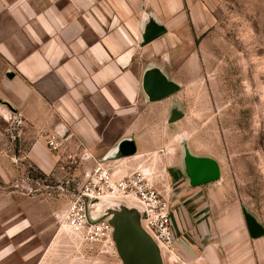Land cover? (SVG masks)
<instances>
[{"label": "rangeland", "instance_id": "1", "mask_svg": "<svg viewBox=\"0 0 264 264\" xmlns=\"http://www.w3.org/2000/svg\"><path fill=\"white\" fill-rule=\"evenodd\" d=\"M99 1L110 15L131 20L128 26L134 32V23L145 14L154 15L167 31L158 42L163 48L148 51L139 64H159L179 85L177 96L185 115L172 127L174 136L165 141L169 146L163 148L164 162L142 164L155 185L165 192L170 185V208L172 213H180L178 220L183 226L172 248L162 249L165 264H187L191 252L209 253L206 250L212 243L221 242V236L210 231L190 232L189 223L236 220L245 214L264 234V0ZM88 104L96 101L89 97ZM90 109L96 118L107 119L98 114L97 107ZM74 116L73 122L80 114ZM8 118L0 116V236L2 220L19 209L22 218L34 221L14 240L0 241V248L13 245L0 264H35L41 255V264H121L110 238L99 244L81 243L64 223L60 226L80 189L82 172L92 166L91 157L81 154L82 148L76 146L78 139L70 137L53 151L46 146L47 138L54 135L50 131L35 129L12 114ZM51 118L57 120V128L65 126L71 133L72 123L60 115ZM118 121L116 124L123 125V120ZM179 136L184 137L191 153L209 157L218 165L220 180L194 195H174L179 191L175 183L182 180L177 167ZM35 144L53 157L50 173L28 158ZM128 160L118 159L116 170L129 166ZM165 170L170 179L163 177ZM19 198L29 202L22 203ZM225 246H213L222 264H249L252 251L264 250V237L262 243L253 244L246 237L223 249ZM236 255L240 259L232 260Z\"/></svg>", "mask_w": 264, "mask_h": 264}, {"label": "crops", "instance_id": "2", "mask_svg": "<svg viewBox=\"0 0 264 264\" xmlns=\"http://www.w3.org/2000/svg\"><path fill=\"white\" fill-rule=\"evenodd\" d=\"M149 16L159 23L154 15L145 14L134 23V32L128 26L132 25L131 20L126 22L125 17L116 13L110 15L101 9L99 0H0V116L8 121L12 114L27 125L50 131L52 135L61 128L68 131L65 126L57 128L54 125L57 120L51 118L52 114L60 115V119L72 123L71 133L68 131L67 137L61 139V145L75 136L78 139L76 146L82 148L81 154L101 160L100 157L112 151L118 142L132 140L135 153L126 157L130 169L143 168L149 160L153 166L162 164L165 159L163 148L169 146L165 141L174 136L172 127H177L185 115L181 114L183 106L177 94L175 98L179 100L175 104L168 96L157 99L156 95L146 94L143 89L145 70L162 67L156 63H144L142 67L139 64L143 62L144 54L164 46L158 44L164 35L143 44L141 32ZM138 55L141 58L136 57ZM8 71L13 78L6 77ZM89 97L96 101L90 106L97 107L99 115L107 116L105 121L94 116L88 104ZM173 113H178L180 118L168 125ZM76 114L80 117L73 122ZM120 119L124 121L123 125L121 122L116 124ZM178 139L180 142L184 137ZM28 158L45 173L51 172L53 157L37 144L30 149ZM163 177L170 179L166 170ZM183 185V179L175 183L174 187L179 191L174 195L184 192L194 195L200 189ZM155 187L168 202L172 199L170 185L171 194L159 185ZM17 200L29 202L22 198ZM181 212L186 215L184 209ZM178 215L179 212L171 213L174 238L182 234ZM33 221L31 217L22 218L19 209L2 220L0 241L14 240ZM189 229L195 234L201 231L219 234L221 242L212 243L206 250L209 253L191 252L187 264H222V258L214 254V247L226 245L223 249H227L246 237L253 244L262 243L264 237L249 236L244 216L236 220L193 222L189 223ZM13 230L14 234L9 235ZM12 247L8 243L0 248V260L7 257ZM252 253L249 264H264V250ZM238 259V255L232 258ZM42 260L43 255L35 264H41Z\"/></svg>", "mask_w": 264, "mask_h": 264}, {"label": "water", "instance_id": "3", "mask_svg": "<svg viewBox=\"0 0 264 264\" xmlns=\"http://www.w3.org/2000/svg\"><path fill=\"white\" fill-rule=\"evenodd\" d=\"M147 20L141 32L143 44H148L167 32L165 27L152 16ZM6 77L11 79L13 74L8 71ZM143 89L146 94H154L157 99H161L179 90V85L167 80L160 68L152 67L144 72ZM173 111L171 109V112ZM179 118L178 115L175 119ZM56 134L64 140L68 131L61 128ZM113 151L116 155L103 160L132 156L135 153V146L132 140H122ZM182 160L183 174L189 178L191 185L219 179L217 164L213 159L191 155L185 150ZM96 203L95 201L92 203L93 207ZM91 215L96 220H103L109 225L110 239L121 264H165L158 242L143 228L144 211L139 204L125 200H106L100 203ZM244 220L251 238L264 236L261 228L249 216L244 214Z\"/></svg>", "mask_w": 264, "mask_h": 264}, {"label": "built area", "instance_id": "4", "mask_svg": "<svg viewBox=\"0 0 264 264\" xmlns=\"http://www.w3.org/2000/svg\"><path fill=\"white\" fill-rule=\"evenodd\" d=\"M61 142L58 135L54 134L47 138L46 146L56 151ZM91 159L92 166L82 172L80 189L68 206L60 226L64 223L78 242L99 244L110 238L111 229L105 221L96 220L92 212L106 200L132 201L144 211L143 228L159 244L171 249L175 242L171 223L172 209L156 189L152 174L138 166L135 169L122 166L116 170L118 159ZM94 201L97 203L93 207Z\"/></svg>", "mask_w": 264, "mask_h": 264}, {"label": "flooded vegetation", "instance_id": "5", "mask_svg": "<svg viewBox=\"0 0 264 264\" xmlns=\"http://www.w3.org/2000/svg\"><path fill=\"white\" fill-rule=\"evenodd\" d=\"M161 71L163 72V70L161 69ZM166 78H167V80H171V79H169L167 76H166ZM143 82V81H142ZM180 91V89L179 90H177V91H175V93H173V94H171V95H168V97L169 98H171V100L175 103V104H178V101H177V99L175 98V95L178 93ZM182 113H184V110H182L181 109V114ZM183 115V114H182ZM178 116V113H173L172 114V117H170L169 119H168V125H173L174 123H176L179 119H175L176 117ZM182 141V140H181ZM179 142V147H180V151H179V154H178V164H177V167H178V169H179V173H180V175H181V177H182V179L184 180V182H185V185L188 187V188H192V189H194V188H204L205 186H207V185H209V184H212V183H214V182H217V181H219L220 180V174H219V179L218 180H215V181H211V182H204V183H197V184H195V185H191L190 183H189V178H187L184 174H183V167H182V162H183V155H184V151L186 150L187 152H189V154H191V155H195V154H193V153H191L190 152V150H189V147L187 146V144H185V141H182V142ZM112 155H116V153L113 151H108V152H106L102 157H100V158H102L101 160H103L104 158H106V157H112ZM195 156H198V157H206V156H200V155H195ZM130 157V156H129ZM122 158V160L125 158V159H128V158H126V157H121ZM216 162V161H215ZM217 164V163H216ZM217 169H218V165H217ZM218 172H219V169H218ZM27 227H30V225H28ZM25 244V243H24ZM24 244H22V245H20V247L21 246H23Z\"/></svg>", "mask_w": 264, "mask_h": 264}, {"label": "bare ground", "instance_id": "6", "mask_svg": "<svg viewBox=\"0 0 264 264\" xmlns=\"http://www.w3.org/2000/svg\"><path fill=\"white\" fill-rule=\"evenodd\" d=\"M64 228H65V227H64ZM65 229H66V228H65ZM68 233H69V232H68ZM102 241H103V240H102ZM158 244H159V243H158ZM159 247H160V251H161V255H162V249H163V247H164V248H166V247L163 246V245H161V244L159 245ZM166 249H169V248H166Z\"/></svg>", "mask_w": 264, "mask_h": 264}]
</instances>
